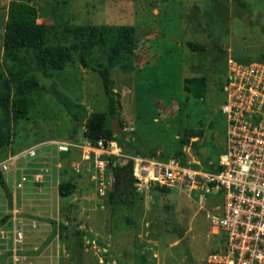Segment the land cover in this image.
I'll use <instances>...</instances> for the list:
<instances>
[{"label":"rangeland","instance_id":"374dc122","mask_svg":"<svg viewBox=\"0 0 264 264\" xmlns=\"http://www.w3.org/2000/svg\"><path fill=\"white\" fill-rule=\"evenodd\" d=\"M8 1L0 0L1 69ZM26 1L36 6L38 22L57 29L84 23L135 26L133 51L121 53L110 65L123 126L115 139L123 154L135 155L126 148H137L161 157L180 151L189 161L217 160L225 132L219 88L226 77V58L264 62V0H240L243 5L237 0ZM187 40L205 49L192 51ZM106 51L102 47L93 59H103ZM33 74L39 85L29 94L27 116L9 120L11 141L0 146L2 161L41 144L33 158L9 165L7 189H0V226L10 231L20 223L24 246L32 254L23 264H212L207 258L221 249L222 241L208 218L214 198L149 186L138 191L132 205L110 209L105 195H99L92 153L85 159L78 146L85 144L83 127L73 130L74 119L49 92L53 84L88 113L106 110L108 98L99 75L78 63L76 51L63 69H49L47 77ZM192 75L207 80L203 99L195 100L182 89L183 78ZM193 128L202 130L197 152L180 142ZM195 139L189 136V142ZM56 142L76 145L63 153ZM37 171L47 172L50 181H34ZM21 174L27 181L13 187V178ZM107 179L112 181L109 175ZM62 180L75 183L67 196L57 192Z\"/></svg>","mask_w":264,"mask_h":264},{"label":"built area","instance_id":"2783aa9c","mask_svg":"<svg viewBox=\"0 0 264 264\" xmlns=\"http://www.w3.org/2000/svg\"><path fill=\"white\" fill-rule=\"evenodd\" d=\"M222 94L219 111L225 117V132L216 162L209 161L212 169L205 168L199 159L189 161L171 154L164 157L123 154L115 138L88 141L85 146H78L82 147L85 159L92 153V177L98 179L100 196H104L111 185L105 174L109 165L106 156L131 158L137 191L157 186L193 191L202 199L214 198L208 218L211 226L221 234L222 241L221 249L209 254V263L263 264L264 62H242L228 56ZM39 145L28 146L0 161V174L5 184L9 165L13 166L21 158H33ZM56 145L59 151H68L76 144L56 142ZM42 179L41 171L33 174L34 181ZM25 181L26 176L21 174L13 178L12 185L21 188ZM5 230L0 226V264H23L32 256L24 246L23 226L18 223L10 231ZM36 249L37 246L32 248Z\"/></svg>","mask_w":264,"mask_h":264},{"label":"trees","instance_id":"16d2710c","mask_svg":"<svg viewBox=\"0 0 264 264\" xmlns=\"http://www.w3.org/2000/svg\"><path fill=\"white\" fill-rule=\"evenodd\" d=\"M237 1L243 5L240 0ZM37 13L36 6L26 0L8 1L2 35L1 66L3 68L0 67V111L3 116L0 118V146L7 145L11 141L9 120H18L27 116L31 104L29 94L39 85L33 71L47 77L49 69L60 70L68 62L73 61V51L77 52V61L80 65L99 75L103 91L108 98V109L88 113L83 104L71 100L53 84H50L49 92L74 119L73 130L79 126L83 127L84 138L93 143L98 139L115 138L118 135L112 132L110 119L112 115L118 116L119 95L112 89L110 65L121 53L133 51L138 34L135 26L84 23L64 24L61 29H57L54 24L38 22ZM186 45L192 51L205 49L203 44L191 40H187ZM104 46H107V51L103 59L94 60V55ZM223 83L220 85V91H222ZM182 89L195 100L203 99L207 80L204 75L186 76L183 78ZM191 130L185 131L180 142L192 146L197 152L202 145L199 141L202 130H194V128ZM189 136L196 139L189 142ZM126 151L156 157L152 152H142L137 148L133 150L126 148ZM171 155L181 156L186 160L185 155L180 151ZM106 157L109 161L106 175L111 176L113 182L104 196L106 205L110 209L120 204L132 205L140 197L132 175L133 160L124 158L118 161V157L114 155ZM209 161L210 159L200 162L205 168L212 169ZM112 162H114L113 165ZM0 185L7 189L1 174ZM74 187L73 181L62 180L58 183L57 192L60 196H67ZM168 189L160 187L162 191ZM190 264L193 263L190 262Z\"/></svg>","mask_w":264,"mask_h":264},{"label":"water","instance_id":"95a60500","mask_svg":"<svg viewBox=\"0 0 264 264\" xmlns=\"http://www.w3.org/2000/svg\"><path fill=\"white\" fill-rule=\"evenodd\" d=\"M110 128L115 135L119 134L123 130V126L121 125L119 116H115L110 119ZM112 183L113 182L111 181V187H112Z\"/></svg>","mask_w":264,"mask_h":264},{"label":"crops","instance_id":"0c3cea01","mask_svg":"<svg viewBox=\"0 0 264 264\" xmlns=\"http://www.w3.org/2000/svg\"><path fill=\"white\" fill-rule=\"evenodd\" d=\"M83 141H84V143H86V142H88V140L86 139V138H84L83 137ZM86 144H84L83 146H85ZM63 153H65V152H67V151H62ZM48 169V168H47ZM42 174H43V177H44V179L46 180V181H50V176H47V175H49L47 172L46 173H43V171H42ZM46 175V176H45ZM1 189H2V186H1ZM29 192V191H28Z\"/></svg>","mask_w":264,"mask_h":264}]
</instances>
